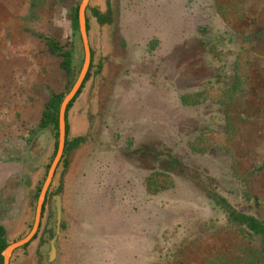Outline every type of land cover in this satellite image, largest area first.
<instances>
[{
  "label": "rangeland",
  "instance_id": "rangeland-1",
  "mask_svg": "<svg viewBox=\"0 0 264 264\" xmlns=\"http://www.w3.org/2000/svg\"><path fill=\"white\" fill-rule=\"evenodd\" d=\"M79 2L0 0V225L8 243L31 228L34 193L53 157L52 132L38 126L43 103L68 92L83 61L79 34L70 28ZM90 8L108 10L110 21L98 24ZM85 16L91 68L66 117L67 138L79 142L51 179L36 237L15 249L9 264H208L216 255L227 264L247 241L223 212L187 181L144 169L127 153L160 139L184 162L205 167L234 209L264 224V170L247 177L264 163V0H89ZM47 39L71 50V84ZM174 39L175 82L165 72H144ZM193 39L207 41L216 58L188 47ZM219 65L227 80L236 76L235 91L206 82ZM173 84L190 104L173 96ZM127 96L128 108L140 97L143 107L124 110ZM181 115L197 123L224 117L227 126L209 122V131L195 133L187 120L172 123Z\"/></svg>",
  "mask_w": 264,
  "mask_h": 264
},
{
  "label": "trees",
  "instance_id": "trees-1",
  "mask_svg": "<svg viewBox=\"0 0 264 264\" xmlns=\"http://www.w3.org/2000/svg\"><path fill=\"white\" fill-rule=\"evenodd\" d=\"M108 1L109 0H106L107 5H108ZM76 10H77V5H74L70 11V28L73 33L77 31ZM90 13L98 24H103L110 21L108 10L105 11L104 13H99L97 9L90 8ZM85 29L87 34L88 26H87L86 16H85ZM205 29L206 27L201 26L197 29V32L199 34H202ZM189 46L197 48L202 53H205L206 56H208L209 58L212 59L216 58L215 55H212L210 52H208L207 49L208 43L205 40L193 39L190 42V44H188V47ZM45 48L49 53H51L52 55H56L60 58L59 67L64 73L66 83L71 84L74 76L70 65L72 58L71 50L63 49L56 42L50 39L45 40ZM179 49L177 50L173 49L169 54V58H172V60L174 61L177 60L179 57V52H178ZM181 49H184V47ZM175 63L177 66L176 61ZM90 68H91V59L89 60L87 71L85 73L84 79L78 91L75 93L71 101L66 105L65 113H64L65 133H64L62 155L61 158L59 159V162L56 165L53 176L59 165L65 167L66 163H65L64 155L68 151L73 149L79 142L78 137H72L70 139L67 138L68 125H67L66 117H67L68 109L70 108L71 104L80 93L84 82L88 78ZM216 68L217 67H214L212 69L213 71H209L207 74H205L207 75L205 76L206 82H208L211 86L219 88L223 92L235 91L237 86V81L234 80L236 76H233V79L227 80V75H225L224 73L223 65L221 66L219 65L218 69ZM61 96H62L61 93H52L48 97V99L45 100L38 120V126L40 129L48 128L52 132V136L54 138L53 151H52L53 155L55 152L56 141H57V109L61 100ZM180 101L182 103H189V104L192 102L189 100V96L187 97L185 96V94L182 95V97H180ZM209 122L219 126L222 124L223 126L222 130L224 129L225 126H227V119H225L224 117L217 118L210 116ZM209 122L197 123L196 121H189V124L191 126H194L192 132L201 133L210 130L206 126L209 125ZM123 154L127 156L125 153ZM127 154L129 159H131L134 163L139 164V166L144 169L155 168L160 172L177 176L187 181L195 188H197L204 195V197L209 199L214 206H216L218 209H220L223 212L226 223L229 226L236 229L241 234V236H243V238L247 241V247L243 249L242 254H240L236 258H232V260L230 261L229 258H226L223 261H225L227 264H264V262L262 263V261H264V224L254 214L245 213L234 209L229 204V202L215 190L214 186L216 180L214 179V177L209 175L208 170L205 167H202L192 162H184L179 155L173 152L171 147H169L160 139H156V138H150L145 141H141L135 148H133ZM262 170H264V163L253 167L247 173V177L251 178L254 175L260 174ZM48 190L49 187L44 196L40 217L42 216L43 213ZM38 191L39 189L36 188V192L34 193V198L37 197ZM56 191L57 190H55V192ZM35 236L36 234L32 237L31 240H33ZM7 244L8 242L6 241L5 238L4 228L0 225V252ZM213 259H216V261L218 260L221 261L219 255L214 256ZM213 259L212 258L206 259V261L208 264H218ZM0 264H1V256H0ZM153 264H159V263H153Z\"/></svg>",
  "mask_w": 264,
  "mask_h": 264
},
{
  "label": "water",
  "instance_id": "water-1",
  "mask_svg": "<svg viewBox=\"0 0 264 264\" xmlns=\"http://www.w3.org/2000/svg\"><path fill=\"white\" fill-rule=\"evenodd\" d=\"M88 1L89 0H80V2L77 5V10H76L77 32L79 34L82 47H83V52H84L83 61H82L81 67L79 69V72L73 84L71 85L68 92L61 98L60 103L58 105L56 148H55L54 155L46 170L45 177L42 181V184L39 188V191L36 197L33 222H32L31 228L23 237H21L18 240L8 243L3 248V250L0 252L1 264H8L11 253L15 249L20 248L23 245L27 244L31 240V238L34 236V234L36 233L38 225H39L41 207H42V203L44 200V196L50 185L56 165L59 162V159L61 158V155H62V149H63V143H64V133H65V129H64L65 108H66V105L74 97L75 93L78 91L84 79L88 65H89V49H88L87 34H86V29H85V8H86ZM53 197H54L53 199H54L55 227H56L55 232L57 233L58 226H59V219L61 216V210H60L59 195L56 194ZM50 249L51 251H53L52 240L50 241Z\"/></svg>",
  "mask_w": 264,
  "mask_h": 264
},
{
  "label": "crops",
  "instance_id": "crops-1",
  "mask_svg": "<svg viewBox=\"0 0 264 264\" xmlns=\"http://www.w3.org/2000/svg\"><path fill=\"white\" fill-rule=\"evenodd\" d=\"M176 43H178V41H177V39H174V41L173 40H171V42L170 43H168V47H166L165 48V50H164V52L163 53H160V58L161 57H163V59L162 60H157V61H154L153 63H151V64H149L150 65V70H143L144 72L145 71H152L153 73H154V75H163L164 74V72L165 73H168L167 75L170 77V80L172 81L171 83H173V82H175V78H176V73L174 72V70H175V63H174V60H172V58H169V54H170V52L172 51L171 49V47H173V45L174 44H176ZM157 48V47H156ZM171 48V49H170ZM168 64H170L169 65V67L167 66ZM159 65H160V70H158V67H159ZM167 66V67H166ZM164 68H166L165 70H164ZM152 69V70H151ZM174 85V84H173ZM131 88H129V89H127V88H124V91L126 90V92L127 91H129ZM132 91H133V95L134 94H136L137 93V91H136V89L135 88H133V89H131ZM141 90H143L142 88H141ZM147 90H148V92L150 91V87H147ZM171 90H172V94H173V96L174 97H176V99L177 100H179L180 101V97H182V95H184V93H180L179 94V92L178 91H180V88L178 87V85H174V86H172L171 87ZM145 92V91H144ZM138 93H139V91H138ZM112 94H114V91L112 92ZM185 96H187L188 97V95H186L185 94ZM112 96H110V98H111ZM109 98V99H110ZM127 98H128V96L126 97V100H125V102H124V107H123V109L124 110H131V109H137V108H140V107H143V106H141V104H143L144 102H143V99H141V97L138 99V101L141 103L140 105H137L136 104V102H135V100H137V98H133V96H132V98H133V106L132 107H130V108H128L127 106H126V101H127ZM149 99V98H148ZM150 100V99H149ZM109 103V105H110V101L108 102ZM146 103V102H145ZM180 103L181 104H183V105H186V104H189V103H182L181 101H180ZM184 107H186V106H184ZM182 116V117H181ZM180 117H178V118H176V119H174V120H172V123H174L175 125L177 124V126L178 125H180L179 124V122L181 121V123L184 121V120H187L188 122H189V120H193V119H190V118H188L187 117V119H185V117H183V115H181ZM180 118V120L178 121V119Z\"/></svg>",
  "mask_w": 264,
  "mask_h": 264
},
{
  "label": "flooded vegetation",
  "instance_id": "flooded-vegetation-1",
  "mask_svg": "<svg viewBox=\"0 0 264 264\" xmlns=\"http://www.w3.org/2000/svg\"><path fill=\"white\" fill-rule=\"evenodd\" d=\"M60 210H61V208H60ZM55 227V226H54ZM38 229V228H37ZM55 229H56V227H55ZM38 231V230H37ZM37 231H36V233H37ZM35 233V234H36ZM34 234V235H35ZM36 237V236H35ZM32 239V238H31ZM52 240V246H53V251H51V249H50V241ZM54 240H55V234H53L52 235V237L49 239V241H48V251H47V261L49 262L50 260H51V258H54V256H55V251H56V249H55V246H54ZM32 241V240H31ZM30 241V242H31ZM29 243V242H28ZM26 245V244H25ZM25 245H23L22 247H24ZM27 246V245H26ZM13 253V252H12ZM12 253H11V255H12ZM11 255H10V257H9V261H8V264L10 263V258H11Z\"/></svg>",
  "mask_w": 264,
  "mask_h": 264
}]
</instances>
